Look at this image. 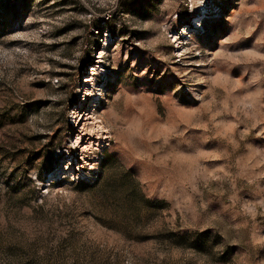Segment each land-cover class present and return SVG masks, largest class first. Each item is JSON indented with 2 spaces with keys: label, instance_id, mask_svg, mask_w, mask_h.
<instances>
[{
  "label": "rangeland",
  "instance_id": "374dc122",
  "mask_svg": "<svg viewBox=\"0 0 264 264\" xmlns=\"http://www.w3.org/2000/svg\"><path fill=\"white\" fill-rule=\"evenodd\" d=\"M191 2V10L186 3L177 10V0H0V184L17 209L48 190L60 201L79 198L78 208L65 215L83 229L74 236L105 245L106 255L96 264H122L124 253L156 264L161 249L172 255L158 264H193L189 253L210 251L224 239L216 228L223 222L227 232L232 222L221 211V198L207 210L213 226H178L169 202L145 199L135 167L120 166L110 150L114 141L94 119L121 84L173 93L183 108L165 103L175 118L189 123L199 104L193 94L233 89L241 77L264 84L254 55L264 51V18L250 27L264 0ZM159 23L170 26L167 35ZM217 72L221 78L212 84ZM246 103L254 108L255 98ZM204 162L221 163L210 157ZM244 193L254 201L250 189ZM33 210L44 214L42 207ZM246 215L256 217L253 233L264 232L254 204ZM169 221L177 226L167 227ZM242 250L239 242L227 244L216 264H231Z\"/></svg>",
  "mask_w": 264,
  "mask_h": 264
},
{
  "label": "clouds",
  "instance_id": "9594fccd",
  "mask_svg": "<svg viewBox=\"0 0 264 264\" xmlns=\"http://www.w3.org/2000/svg\"><path fill=\"white\" fill-rule=\"evenodd\" d=\"M182 3L189 10L195 6L191 0H177V10ZM262 18L264 7L250 27L255 29ZM225 19L230 20L231 16ZM156 27L167 35L170 26L159 23ZM254 55L261 62L258 68L264 69V51ZM224 76L231 79L230 70H225ZM220 78V72L215 73L211 83ZM258 79L245 81L241 77L233 89H205L193 94L199 104L192 109L197 118L190 123L175 118L165 103L183 108L173 93L156 94L123 84L118 85L107 106L94 117L99 131L114 141L110 150L117 154L120 166L125 171L135 167L134 180L145 199L169 202L178 226L193 231L213 226L208 221L209 205L214 199L226 201L221 204V211L227 212L232 222L227 232L223 222L216 228L224 236L223 241L208 252L189 253L193 264H216L215 257L233 241L239 242L243 250L233 257L231 264H264V255L260 254L264 249V232L253 233L250 226L256 217L246 215L250 204H254L257 216L264 218V142L249 139H264V84L257 87ZM253 98L254 108L246 103ZM221 127L229 134L220 131ZM213 139L217 143L210 145ZM209 157L221 163H205ZM246 188L254 194V201L244 193ZM8 192L0 184V264H96L104 259L105 245L73 235L83 232L79 224L65 215L78 208L80 199L75 195L71 201H60L55 190H48L31 206L17 209L9 206ZM37 207L43 208V215L33 210ZM176 226L167 222L169 228ZM97 248L94 257L92 253ZM155 255L158 264L172 253L161 249ZM121 260L122 264H142L132 253H124Z\"/></svg>",
  "mask_w": 264,
  "mask_h": 264
},
{
  "label": "bare ground",
  "instance_id": "6f19581e",
  "mask_svg": "<svg viewBox=\"0 0 264 264\" xmlns=\"http://www.w3.org/2000/svg\"><path fill=\"white\" fill-rule=\"evenodd\" d=\"M199 24V23H198Z\"/></svg>",
  "mask_w": 264,
  "mask_h": 264
}]
</instances>
